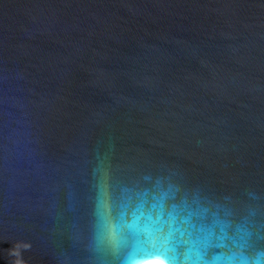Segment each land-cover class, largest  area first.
Masks as SVG:
<instances>
[{"label": "water", "instance_id": "1", "mask_svg": "<svg viewBox=\"0 0 264 264\" xmlns=\"http://www.w3.org/2000/svg\"><path fill=\"white\" fill-rule=\"evenodd\" d=\"M100 174L261 220L264 0H0V264H88Z\"/></svg>", "mask_w": 264, "mask_h": 264}, {"label": "snow or ice", "instance_id": "2", "mask_svg": "<svg viewBox=\"0 0 264 264\" xmlns=\"http://www.w3.org/2000/svg\"><path fill=\"white\" fill-rule=\"evenodd\" d=\"M170 199L171 186L164 190L159 180L140 189L96 176L84 225L88 264H264V215L234 223L227 209L221 215L198 200L193 208Z\"/></svg>", "mask_w": 264, "mask_h": 264}, {"label": "bare ground", "instance_id": "3", "mask_svg": "<svg viewBox=\"0 0 264 264\" xmlns=\"http://www.w3.org/2000/svg\"><path fill=\"white\" fill-rule=\"evenodd\" d=\"M145 264H147V263H145Z\"/></svg>", "mask_w": 264, "mask_h": 264}]
</instances>
